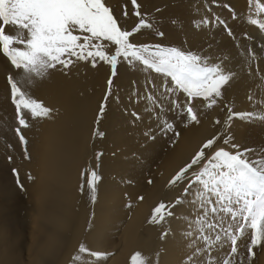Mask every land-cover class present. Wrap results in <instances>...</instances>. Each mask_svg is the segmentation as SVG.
<instances>
[{"label": "bare ground", "instance_id": "bare-ground-1", "mask_svg": "<svg viewBox=\"0 0 264 264\" xmlns=\"http://www.w3.org/2000/svg\"><path fill=\"white\" fill-rule=\"evenodd\" d=\"M206 1L188 2L190 5H187L183 14L185 23L182 26L176 24L177 28L172 31L173 37L186 38H183L186 41H183L184 48L189 46L193 52L210 56L213 61L222 60L225 70L234 75L222 89L223 96L214 107H206L201 100L193 104L199 123L186 117L182 119L175 131L179 135L170 137L169 148L166 145L168 142L165 143L167 148L161 145L165 151L158 147L162 141V136L158 137L160 131L156 138L161 141L156 139L153 142L144 135L152 143H146L137 136L144 133L142 131L155 130L159 124L170 120L169 113L166 114V110L162 109L164 107L161 108L163 112L151 106L155 102L154 91L157 90L153 86L154 90L142 86L147 81L138 83L143 81L142 78H138L140 80L137 79V82L135 80L138 98L135 102L129 98L133 97L132 91L127 101L129 109H124L123 104L122 108L127 114L137 112L144 119L140 118V123L138 119L137 126L134 123L132 128L129 127L130 117L126 124V118L120 111L119 117L114 114L115 119L118 118L115 122L118 127L114 128V122L112 127L106 125L105 113L96 126L95 115L91 116V103L99 93H94L97 76L91 72L89 61L73 58L74 63L68 68L58 66L48 70L42 77L20 75L21 90L51 109V112L46 117L42 115L36 118V133L32 140L33 163L29 169L31 178L24 177L28 179L25 181V197L16 194L15 189L9 188L13 190L9 194L0 189V196L4 198L0 200V240L5 238L6 245L4 250L0 249V264H133L132 257L137 253L145 264H188L185 259L186 240L182 232L190 227L195 233L199 227L192 219L196 215L193 205L185 199L183 204L173 209L177 213L176 217L163 223L150 222L154 207L161 201H173L182 190V186L169 187V180L190 161L204 141L217 133L226 135L231 132L234 142L242 147L255 149L257 153L264 150V119H261L264 117V31L249 22L253 19V5L250 7L248 0H229L240 21L233 37L215 32L217 30L214 33L206 27L201 28L200 32L197 24L204 17ZM108 2L105 0L106 4ZM161 2L137 0L140 12L148 6L152 7V3L159 6ZM123 9L132 12L131 0H125ZM180 9L183 11L181 6ZM150 12L152 10L148 9L147 13ZM135 20L133 16L129 24ZM249 50L254 53V57L249 54ZM6 70L0 59V99L8 89L2 77ZM146 93L152 99H148ZM180 93L177 99L183 103L185 96ZM91 94L95 98H91ZM154 104L158 105L156 102ZM229 108L238 112H252L254 116L251 120L234 118L230 122L231 128L225 129ZM150 117L152 119L147 120ZM216 118H219L220 124L214 123ZM97 129L103 136L95 135L93 138ZM105 130L109 131L106 133L108 143L104 140L108 146L104 150ZM0 143L4 147L3 141ZM157 147L161 149V154ZM106 150L107 154L104 153ZM99 153L106 155H100L97 159ZM93 169L101 177L94 194L95 200L88 193L87 176L81 177L82 171L90 172ZM26 216H29L32 226H29L28 232ZM212 219L209 217V220ZM10 228L13 232L9 234L7 230ZM165 231H168V235L162 239L161 235ZM214 232L213 229L208 230L209 235ZM110 236L115 241L109 243ZM249 236L250 233H245L239 241V255L244 257V264H264V247L254 249L255 257L247 256L246 242ZM222 243L214 245L212 249L213 257L221 260L228 258L227 249ZM81 246L87 251H80ZM96 252L103 255L94 256ZM232 264H237L235 257L232 258Z\"/></svg>", "mask_w": 264, "mask_h": 264}, {"label": "snow or ice", "instance_id": "snow-or-ice-1", "mask_svg": "<svg viewBox=\"0 0 264 264\" xmlns=\"http://www.w3.org/2000/svg\"><path fill=\"white\" fill-rule=\"evenodd\" d=\"M248 3L250 7L256 4L258 15L264 14V3H260V0H248ZM131 4V13L122 11L117 16L105 0H0V54L18 75L29 78L42 77L58 66L66 69L74 63V59L89 61L93 67H96L97 61L104 62L110 66L111 72L107 91L99 104L100 117L108 107V98L113 96V81L118 77V65L164 74L170 78L167 88L161 84L164 94H170L173 91L171 85L174 84L175 89L185 96L183 103L180 99H172L170 107L179 115L186 116L187 120L199 123L193 104L201 100L206 107H214L234 73L225 70L222 60L213 61L210 56L161 42L138 40L141 30L151 29L152 24L145 20L146 14L140 12L137 0H131ZM223 7L231 6L225 4ZM133 16L136 20L130 25ZM232 18L236 19L235 16ZM249 22L264 31V22L257 19H250ZM212 23L223 26L228 37L234 35L233 28L228 27L227 21L218 15H214L212 20L206 17L201 21L202 26ZM155 35L163 40L165 34L160 31ZM249 54L254 57L251 50ZM6 81L21 127H27L25 110L32 118L50 114L51 109L21 90L11 72ZM147 86H154V82L148 81ZM146 96L152 99L150 94L146 93ZM130 98L133 102L138 98L135 87ZM162 106L158 104V107ZM228 112L225 129L231 128L230 122L234 118L251 120L254 116L252 112H238L231 108ZM131 115L134 120L140 119L137 112ZM214 123L220 124L221 121L216 118ZM174 129L175 125L166 120L159 131L161 134L172 131L174 135H179ZM16 132L21 144L26 145L21 128L18 127ZM94 135L102 137L103 133L97 129ZM144 135L151 140L156 139L151 129ZM234 139L233 134L228 132L226 135L217 133L204 141L190 161L168 182L169 187L182 186L179 195L171 202H159L152 211L150 222L163 223L176 217L173 209L183 204L185 199L193 205L196 215L192 219L199 227L195 233L190 227L182 232L186 240L185 259L188 264H232L233 257L237 264H244L238 243L245 233H250L246 242L249 258L255 257V248L264 247V150L257 153L255 149L235 143ZM100 155L103 153H99L97 159ZM12 172L16 187L26 191L19 171L12 169ZM85 176L88 193L95 200L94 194L101 177L95 169L82 171V179ZM217 215L219 220L215 219ZM225 216L229 218V226L223 237L218 231L209 235L208 230L223 226ZM209 217L213 219L209 220ZM167 235L168 231H165L161 238ZM222 240L231 244L228 258L223 260L212 255L214 245L221 244ZM80 251L87 249L81 246ZM93 255L100 257L103 254L96 252ZM132 261L133 264H145L139 253L132 257Z\"/></svg>", "mask_w": 264, "mask_h": 264}, {"label": "rangeland", "instance_id": "rangeland-1", "mask_svg": "<svg viewBox=\"0 0 264 264\" xmlns=\"http://www.w3.org/2000/svg\"><path fill=\"white\" fill-rule=\"evenodd\" d=\"M190 1H192V0H162L161 4L159 6H157L156 4L152 3L151 4L152 7L148 6L146 9H142L141 13L145 12L146 15H145L144 18H145L146 21H148L149 23L152 24V28L151 29H147V28L146 29H142L141 30V34L138 35L137 39L140 40L141 42H146V43L147 42H152V43L161 42V43H163L165 45L176 46V47H180V48H182L184 50H189V48H190L189 46L184 48V44L185 43L183 41H185L186 38L181 37V36H178L177 38L173 37V32L172 31L176 27V24H178V26L179 25L182 26V24L185 23V22H183L184 21V17L183 16L185 15L184 13L186 11L187 5H190V4H188V2H190ZM124 2H125V0H109L108 5H110V7L114 10V13L117 16H119L121 14V12L124 11V9L122 10V5H123ZM260 3H264V0H260ZM225 4L230 5L229 0H218V1L216 0V3H213V0L206 1L205 6H204V17H202V19H204L207 16V18L209 20H212L214 15H218L221 19L227 21V26L228 27H231V28L234 27L233 30H236V29H238V25L240 23V21L238 19V13L236 11H233L232 7H229V8L223 7V5H225ZM252 5H253V9L251 10V15H252L253 19H257L259 21H264V14H259L258 15L257 14L258 10H257L256 4L253 3ZM180 6H181L183 11H181ZM148 9H151L152 12L147 13ZM156 11H157V15L155 14ZM175 12H176V15H175ZM233 16H235L236 19H233L232 18ZM162 18H163V20H162ZM177 19H179V20H177ZM197 25L199 26L198 29H200V32L202 30L201 28H205L206 27V29H208L209 31L213 30V32H214V30H217L215 32H219L222 35L226 34V32L224 30V27L219 25V24H216V23H212V24H209L207 26H202L201 22H200V24H197ZM160 31L164 32V34H165L163 40H161L159 37H157L155 35L157 32H160ZM171 32H172V34H171ZM180 44H182V45H180ZM0 59H1V63L2 64L4 63L5 66H6V69L8 70V71L6 70L4 72V74H3V76H2L3 80H4V85L8 89L6 91V94H4L1 97V99H0V104H1L0 105V142L3 141V144H4V147H3V145L0 143L1 144L0 147H2V149H0V155H1L0 156V189H4L5 191L8 192V194L11 193L15 189L16 191H14V192L16 194H18L20 197L24 198L25 197L24 195H25L26 192L25 191H20L16 187L15 177L13 175L12 169H17L19 171L20 179L23 182L24 187H25V184H26L25 181L29 179V173H30L29 169H30V167L32 166V163H33V157H32L33 153H32V151L34 150V148H33L34 145L32 144V140L35 137V133H36V129H35L36 118H32L31 115L27 112V110H25L24 111V116H25V119L27 121V127H21L18 124V119H17V115H16V109H15V106H14V104L12 102L11 91H10V88L8 87V85H7L6 77L9 74V72H11L12 75H13V78L17 81L18 85L20 86V82H19L20 75H18L11 68V66L8 63L7 59L2 54H0ZM88 63L91 64V67H90L91 68V72L96 73V76H97V81H96V83H94V85H95V87L97 89H96V92H94V93L95 94H97V93L100 94V95L99 94L97 95V98H95L92 94L90 95L91 98H95V100L92 101V103H91L92 107L90 108V112H91V116L95 115V121L94 122H95V126H96L97 123L99 122V120H101L103 118V116H104V115L102 117H100V115L98 116V114H99V110H98L99 105H98V103L100 104L102 98L105 95V92L107 91L108 85L106 83H107V80H108V78L110 76L111 70H110V66H108L107 64H105L104 62H101V61H97L96 67H93L91 62H88ZM7 65H9V66H7ZM138 78H142L143 81L142 82L138 81V80H140ZM156 78H157V81L154 82L156 80ZM151 79L154 80L153 81L154 82V86L153 87H155L154 89L157 90V91H158V89L160 87V84H163L165 86V88H167L170 85V78L167 77L164 74H157V73H154V72H148L146 70L139 69V68L133 69V68H130V67L122 65V64L118 65V77L116 79H114V81H113V84H114V87L112 89L113 96L108 98V101H107L108 107L105 109V117L107 118L106 125L108 127H112L113 126V122L115 124V126H113V127L114 128L118 127V124H116L115 122L118 119L117 117H119L118 114L120 113V111H122L121 113L124 114V116H126V114L128 113V112H124V109H126V108L129 109V105H128L127 101L130 98V97L128 98V96L132 95L131 92L133 91V88L135 87L134 85L131 86L133 81L136 80V82L138 81V83H140V84H142L143 82L147 81V82H145L142 85V86H144V85L147 86L148 81H152ZM136 82H135V84H136ZM105 84H106V87H105ZM149 88H152V87H149ZM171 88L173 89V91L170 94H168V95H165L163 93V91H161L162 90L161 87H160L158 92L154 91L155 95L156 96L158 95L157 97L159 98L158 99L154 95L155 96V98H154L155 102L158 103V104L165 102L163 104V106H162L164 108L166 106L165 104H168L166 106L168 111H167L166 108L165 109L162 108V107L159 108L157 104H154L155 103L154 101L151 103V106L153 108H155L156 110H161V111H163V110L165 111L166 110L165 111L166 114L169 113L168 116H170V120H168V121L172 122L175 125L174 131H176L178 129V127L180 126V123H181L182 119H184L186 116L179 115L175 109H172L170 107L171 100L172 99H177L178 93L181 94L180 93L181 91H178V89H175V85L174 84L171 85ZM147 89H148V87H147ZM148 91L152 92V90H149V89H148ZM128 92H129V95H128ZM159 96L161 98L164 97L163 98L164 100L161 99ZM115 97H119L120 99L116 100ZM99 99H100V101H98ZM122 104L124 105L123 106L124 109L122 108ZM94 105L97 106L96 107L97 110H95V106ZM120 109H123V110H120ZM131 113L127 114V116L129 115L128 117L127 116L126 117L123 116V118L124 119L126 118V120H125L126 124L131 122V123H129V127L133 128L135 124H136L135 126H137L138 121L140 123V122H142V119H144V118H143V116H141L140 118H142V119H139L138 121L135 120V122H134L132 120L134 118L131 116ZM114 114H117V117H116L117 119H115L116 115H114ZM129 117H130L129 120H131V121L126 122ZM131 117H132V119H131ZM147 117H149V116H147ZM151 119H152V117H150L147 120H151ZM110 124H111V126H110ZM130 124H132V126ZM18 127L21 128V133H22V135L25 137V139L27 141L26 145L21 144V142H20V140L18 138V135H17V132H16V129ZM158 127H160V124L158 125ZM158 127L155 128V130L151 128V130H153L156 133V137H157V135L159 133ZM111 129H110V131H111ZM157 129H158V131H157ZM108 131L106 132V130H105V134H104L105 138H103V144H105L106 141L108 143V140L106 139L107 138V134L106 133H108ZM145 131H147V130H145ZM145 131H142V132L145 133ZM144 133H142V134L139 133V135H142L141 137H143V138H141L137 134L136 135L138 136V139H144L145 142H146L147 141L146 140L147 137L146 136H145L146 138L144 137ZM161 136H162V138H160ZM171 136H173V132L172 131H169L167 134H162V135L160 133V135L158 137L162 141L159 138H156L159 141H161L160 145L158 147L161 148L162 147L161 145H164V146L167 145L168 146V144H170V139H171L170 137ZM92 137L94 138L95 135L93 134ZM156 139H155V141H156ZM104 140H106V141L104 142ZM148 141H150V140L148 139ZM148 141L146 143H149ZM166 142H168V143L165 145ZM92 143H93V140L91 141V144ZM150 143H152V142L150 141ZM105 146H106V144L103 145L104 150L107 148L108 144H107L106 148H105ZM167 146H166V148H167ZM159 148L157 149V150H160V151H158V153L161 152V149H162V151H165V148L164 149L163 148L159 149ZM168 148H169V146H168ZM153 150H154V148H153ZM105 152H106V154L108 153L107 150L104 151V153ZM106 154H104V155H106ZM156 156L158 157L157 154H156ZM156 156L154 158H157ZM101 157H102V155H101ZM9 158H11V159H9ZM154 158H153V160H154ZM149 164H151V162ZM24 177H26L28 179H26ZM5 183H7V184H5ZM9 188H11L13 190H11ZM1 199H4V198L0 196V200ZM224 218L225 219L223 221V226L217 228L218 230L213 229L215 232L218 231L222 237H223L224 231L229 226V218L227 216L224 217ZM217 219L219 220V217H217ZM26 220H28V222ZM29 223H31V220H30L29 216H26L25 224H26L27 232L29 231V228L32 227V226H30L31 224H29ZM7 231L9 232V234L11 232H13L12 228L8 229ZM15 233L17 234V232H15ZM26 238H27V235H26ZM4 239L2 238L0 240V249L1 250H4V248H6L5 247L6 245H4L5 244ZM111 240L115 241V238L110 236L108 238V242L110 243ZM222 242H223L222 243L223 246H225L224 247L225 250L227 249L226 254H229L230 253V248H231L230 242H228L226 240H223ZM24 256H26V255L24 254Z\"/></svg>", "mask_w": 264, "mask_h": 264}]
</instances>
